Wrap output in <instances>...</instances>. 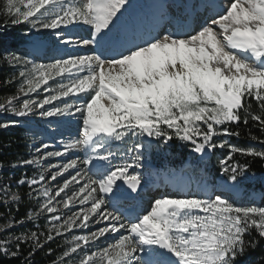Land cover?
Segmentation results:
<instances>
[{"label":"snow or ice","instance_id":"snow-or-ice-1","mask_svg":"<svg viewBox=\"0 0 264 264\" xmlns=\"http://www.w3.org/2000/svg\"><path fill=\"white\" fill-rule=\"evenodd\" d=\"M129 6L128 0H0L4 26L26 23L40 31L82 22L91 27L88 39L61 31L55 35L62 45L93 48L91 53L53 57L48 63L15 53L0 56L10 66L19 67L22 83L18 91L29 97H8L6 103H0V112L16 117L34 112L43 117L79 113L82 120L79 138L65 143L62 150L47 151L49 145L42 143L36 149L38 155L11 166L39 168L42 160L62 157L70 149L84 152L82 158L69 159L48 177L40 172L17 181V185L27 184L29 197L37 200L38 207L27 213V220L35 222L43 213L50 218L46 231L0 240V254L17 257L20 245L30 242L31 257L56 236L71 233L74 226L90 229L100 225L87 234H72L70 240L65 237L66 247L53 264H70L78 250L83 253L78 264H237L258 242L256 236L264 239V206L235 204L221 193L161 196L152 201L150 210L129 217L122 208L125 193L117 181H123L133 193L138 191L141 174L129 169L144 167V153L152 140L164 145L173 139L189 142L197 154L228 147L220 170L232 185L249 171V163L235 161L234 154L264 162V150L213 139L239 137V124L247 125L249 118L264 134V0H229L197 30L183 31L178 26L175 31L155 34L121 23ZM57 76L62 79L55 80ZM41 85H47L43 91L49 94L31 98L29 93ZM70 94L74 100L53 103ZM251 101L258 112L252 110ZM17 123L0 122V128ZM251 139L264 145L260 137ZM121 145H127L126 150ZM117 155L121 162L113 164ZM101 161L110 167L105 168ZM69 169H76L75 174L59 184L53 195L44 182L50 184ZM73 184L78 187L71 188L68 195L65 189ZM0 199L7 204L18 202L20 196L5 187ZM76 203L83 206L79 211L66 218L54 215L57 205L68 209ZM24 222V218H10L0 232ZM116 233L119 238L103 248L89 251L85 247ZM13 241L15 250L10 251ZM28 257L22 264H27Z\"/></svg>","mask_w":264,"mask_h":264},{"label":"rangeland","instance_id":"rangeland-1","mask_svg":"<svg viewBox=\"0 0 264 264\" xmlns=\"http://www.w3.org/2000/svg\"><path fill=\"white\" fill-rule=\"evenodd\" d=\"M148 2V3H147ZM163 7L165 9L164 16L173 14L172 9L173 6L171 5V0H163ZM181 4L179 5V2L177 3L179 6L176 7V11L184 12L186 8L185 2L180 0ZM129 7L128 11L125 13V15L121 18V23L125 25H129V23H132L133 21L130 20V17L138 18L140 20L141 27L145 29V20L149 16L150 8H149V0H128ZM176 4V6H177ZM208 4V3H207ZM43 11V9L41 10ZM3 17V16H0ZM143 20V21H142ZM24 27L27 28L30 35H27V43L22 45L18 51L15 52H6V53H15L16 55L27 57L29 59L35 60L37 63H48L51 58L53 57H66L68 54H84V53H91L90 50L87 49V46L74 48L71 46H65L59 43L55 32L61 31L66 36H72L74 38L78 39H88L90 38V32L91 27L89 25H85L84 23H74L69 24L67 27L62 26L60 29L57 30H40L36 31L31 29L26 23L22 24ZM201 25V24H200ZM200 25H196L197 30ZM169 25L168 23L163 27L162 31H167ZM31 47V49H30ZM7 65L12 68L14 81L16 83V93L13 97L19 96V100L27 99L29 97L23 96L19 93V87L22 83V78L18 76L19 67H12L8 63ZM75 71V69H72ZM68 73H63L62 76H67ZM62 76H57L55 80H61ZM49 85L55 86L54 80H49ZM47 87V85H41L39 89H37L35 92L29 93V96L33 99H42L44 95H47L49 93H45L43 90ZM83 95V94H81ZM8 97L4 98L2 100V103H6ZM74 100L75 97L71 96L69 98L61 97L60 100L54 101V104H60L61 100ZM19 101H17L18 103ZM52 105H45V108H50ZM242 116L244 114H241ZM9 120H17L18 123L15 126H19L22 122L23 123H29L30 131L25 132L24 137L28 142V149L29 154L27 156V159L32 158L35 155H38L36 153V149L42 144L47 143L49 145V148L47 151H58L62 150L65 143L77 139L80 136V131L82 127V120L80 119V114L75 113L74 115H64V116H54V117H43L39 114V112H34L29 114L27 117H16L14 115L0 112V122L9 121ZM14 127V126H9ZM6 128V127H4ZM36 130V131H35ZM46 131V132H45ZM60 140H55L56 137H61ZM223 137V140L227 142V140ZM147 139V138H146ZM252 146L258 150H264V146H260L258 144L248 143L246 147ZM127 145H121V148L126 150ZM168 144L164 145L161 144L158 140H152L148 146V150L144 153V160L143 164L144 167L142 169H129L130 173L135 174V172H140L141 174V183L144 185H147L148 182L151 180V173L156 168L157 169V175L160 177V181L158 180V185L154 186L152 185V191L147 192L143 195L142 199V206L141 209L143 213L150 210L152 201L155 198H159L161 196H202L205 193H213V188L207 184L204 181V172L203 174H197L196 178L189 175L187 172H185V169H197L196 162L195 163H185L184 166L180 167L177 171H170L167 169V166H165V163L163 162V157L166 155ZM244 147V148H246ZM217 150L223 151L224 153L229 152L228 147L224 148H216ZM116 150L115 148L113 149ZM79 151H81L79 149ZM218 151V158L216 162L220 161L219 157L221 156V152ZM77 153L76 149H70L68 152L65 153L62 157H49L41 161L40 167H35L32 165H25L27 169L30 170V174L28 177H32L33 175H38L40 172H43V174L48 177L53 171H57L59 169V166L66 163L69 159H75L78 157L72 156L73 154ZM84 156V155H83ZM82 156V157H83ZM79 157V158H82ZM121 156L117 155L112 163L118 164L121 162ZM79 163V160H78ZM100 163L104 164V167L109 168L110 165L107 164V162L101 161ZM55 165L56 167L53 168L52 166ZM81 168H83V165H80ZM76 169H69L66 172H62L60 176L57 177L55 181H52L50 184L45 181L44 186H47L51 189L52 194H55V190L58 187L59 184H62L65 179L69 178L70 175L75 174ZM170 171V172H167ZM221 174V172H220ZM11 176H9L10 178ZM221 181H224L226 178L225 176H219ZM227 182V180H226ZM228 183V182H227ZM230 184V183H229ZM249 185L250 187H246L244 185ZM256 180L252 175L245 174L244 176L238 178V181L236 182L235 186L238 187L240 191L239 199L236 201H232L235 204L239 205H258V203H255L258 200L259 197V190L256 187ZM260 184H264V178L260 179ZM20 185H17V182L13 187H7L2 186L0 188V196L3 195V190L5 187L9 189L10 192H16L15 187H19ZM233 186V185H231ZM78 187V185H70L69 189H65V192L68 193V195H71V188ZM179 188H185L187 191L186 193H178L177 189ZM28 193L31 191L29 186L27 185ZM217 193V192H215ZM28 195V194H27ZM64 193H61V196H63ZM29 208L27 210V213L30 210H36L37 200L32 199L27 196ZM228 198V197H227ZM40 199H43V197H40ZM60 197H56V200L58 201ZM55 202V201H54ZM0 204L6 205L9 209L10 207H15L14 202L8 201L7 204L3 199H0ZM260 206V205H259ZM83 207L76 204H69V208L66 209L63 207L62 204L57 205V210L54 215L67 217V215H71L72 211H79L80 208ZM71 209V211H69ZM27 213L26 218L24 219L25 222L22 224L24 225V229L17 232H12L11 229L13 227L8 228L7 232H0V234L3 235V239H8L12 235H19L21 233H30L31 231H46V228L44 227L50 218V214L43 213L37 221L33 222L30 220H27ZM10 218L5 215L0 214V226L4 225ZM61 223L63 221H60ZM26 225V226H25ZM50 226V225H49ZM100 225H93L90 229H81L76 228L75 226L72 229L71 233H65L64 236H56L60 238V246L59 248L62 249V252L64 251V248L66 247V240L65 237H67L69 240L71 239L72 234L76 235H83L87 234L91 231H94L97 227ZM15 227V226H14ZM123 232V230H121ZM55 236V233H53ZM120 233L116 234H107L105 237H101L98 241L92 242L90 246H85L88 248L89 251H93L96 248H103L107 246L109 243L113 242L115 239L119 238ZM10 251L15 250V241H13L12 244L9 246ZM83 255L80 250H78V253L72 254L70 259V264H78L81 256ZM68 259V258H65ZM242 264H248V261L241 262ZM238 264V263H237Z\"/></svg>","mask_w":264,"mask_h":264},{"label":"trees","instance_id":"trees-1","mask_svg":"<svg viewBox=\"0 0 264 264\" xmlns=\"http://www.w3.org/2000/svg\"><path fill=\"white\" fill-rule=\"evenodd\" d=\"M3 17H0L2 20ZM29 32L26 27L22 24L13 26L9 24L4 26L0 23V56H3L6 52H15L19 48L27 43V35L25 32ZM16 83L14 81L12 68H10L6 62L0 60V103L6 97L14 96L16 93ZM252 110L258 112L255 101H251ZM243 114V112L241 113ZM243 118V116L241 115ZM236 128V125H232ZM240 131V136H224L228 144L236 145L238 147H246L248 143L260 144L258 141H253L251 136H257L264 139V134L261 133L260 127L257 122H253L249 118L247 125L240 123L238 126ZM25 131L19 127H8L6 129L0 130V188L2 186L13 187L15 183L24 175H29L30 170L25 166L22 167H12L11 165L19 160L27 159L28 142L24 137ZM214 141L219 142L223 140L222 136L214 137ZM191 144L189 142H181L177 139H173L168 142V147L166 155L163 157V162L167 166L168 170H178L180 167L184 166L185 163H195L197 169H185V172L190 174L192 177L196 178L197 174L204 172V181L207 184H219L221 180V166L217 161L218 151L214 149L212 152H207L203 154H197L191 151ZM221 152L219 160L224 159L227 153ZM234 160L243 164L245 162L249 163V171L247 174L252 175L256 180V187L260 192V206H264V184H260V179L264 178V162L258 158L245 157L240 154H234ZM9 176H11L9 178ZM224 180H227L226 178ZM250 187L248 184L244 185ZM15 191L18 192L20 200L14 202L15 207L9 208L6 205L0 204V214L8 217L20 220L26 218V213L29 208L28 203V189L27 184L15 187ZM26 226V225H25ZM24 229V225L15 226L11 229L12 232L19 233ZM4 234H0V240L3 239ZM255 236V232L252 233ZM247 238V237H246ZM258 241L255 245L249 247L244 255L240 256L239 260H246L248 264H264V239L255 237ZM60 246V238L56 237L53 241H49L45 246L37 250L33 256L28 257L29 251H31L30 242L22 243L20 245L21 252L17 257H11L9 255L0 254V264H22L25 257H28L27 264H53L57 258L61 255L62 249ZM51 248V254L48 253V249Z\"/></svg>","mask_w":264,"mask_h":264},{"label":"bare ground","instance_id":"bare-ground-1","mask_svg":"<svg viewBox=\"0 0 264 264\" xmlns=\"http://www.w3.org/2000/svg\"><path fill=\"white\" fill-rule=\"evenodd\" d=\"M180 0H171V5L174 7H176L175 4H177ZM185 2V6H186V11L191 10L192 11V7L190 9V6L192 5V2H198V7L199 6H205L204 4H206L207 2L210 3V5L207 7V11H209V17H207L208 19L212 16H215L217 12H219V10L222 11L224 5L229 2V0H182ZM148 3V2H147ZM163 0H149V16L146 18L147 20H145V29H143L141 27L140 24V20H138V18H134V21L132 23H129V26H135L136 28L140 29V30H150L153 31V33L155 34L156 32H162L163 27L166 25V23H168L169 27L167 29V31H174L177 29L175 27V22L174 20H171L168 16H164L165 13V9L163 7ZM143 21V20H142ZM202 24H204L205 22H201ZM201 24V25H202ZM200 25L197 23V26ZM196 27H194L193 30H195ZM31 49V47H30ZM87 49L90 51H93V48L91 45L87 46ZM110 54V53H109ZM102 103H106L102 102ZM62 137H58L56 138L57 140H60ZM157 180H159V178H156ZM147 189L149 191H152V187L151 186H147ZM178 193H186V189L185 188H179L177 189ZM216 191H218V189H216ZM226 193H230L229 195L231 197H236V195L239 194V190L235 187V186H231L230 185V190L226 191ZM141 198H137L134 200L135 204L140 203V205H142L141 203ZM130 209V207H126L124 210H126V213L128 212V210ZM138 213V211H137Z\"/></svg>","mask_w":264,"mask_h":264},{"label":"water","instance_id":"water-1","mask_svg":"<svg viewBox=\"0 0 264 264\" xmlns=\"http://www.w3.org/2000/svg\"><path fill=\"white\" fill-rule=\"evenodd\" d=\"M117 183L121 185L122 190H123L124 193H125V196H124V197H125L126 199H129V198H131V197H133V196H138V195L140 194L141 189H142V186L139 184V185H138V191H137L136 193H133V192L131 191V189L128 188V186L125 185V184L123 183V181H117ZM167 255H168V254H165V256H167ZM173 259H174V258H173Z\"/></svg>","mask_w":264,"mask_h":264},{"label":"built area","instance_id":"built-area-1","mask_svg":"<svg viewBox=\"0 0 264 264\" xmlns=\"http://www.w3.org/2000/svg\"><path fill=\"white\" fill-rule=\"evenodd\" d=\"M27 126H29V125H27ZM30 127V126H29ZM6 128H8V127H6ZM6 128H0V130H2V129H6ZM36 131V130H35ZM46 132V131H45ZM27 154H29V149L27 150Z\"/></svg>","mask_w":264,"mask_h":264}]
</instances>
